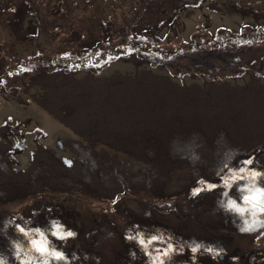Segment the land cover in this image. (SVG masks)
<instances>
[{
  "label": "rangeland",
  "instance_id": "rangeland-1",
  "mask_svg": "<svg viewBox=\"0 0 264 264\" xmlns=\"http://www.w3.org/2000/svg\"><path fill=\"white\" fill-rule=\"evenodd\" d=\"M4 100L70 131L62 157L33 114L3 115L0 248L34 225L105 264L134 231L190 253L229 189L209 180L259 185L250 202L264 189L233 167L264 161V0H0Z\"/></svg>",
  "mask_w": 264,
  "mask_h": 264
},
{
  "label": "flooded vegetation",
  "instance_id": "flooded-vegetation-1",
  "mask_svg": "<svg viewBox=\"0 0 264 264\" xmlns=\"http://www.w3.org/2000/svg\"><path fill=\"white\" fill-rule=\"evenodd\" d=\"M254 160L245 164L238 162L233 167L243 169L247 165L251 170L255 168L259 169L260 174L264 173V161L256 159L254 165ZM253 177H250L251 182L254 181ZM234 180L235 185L231 186L215 178L209 180L210 190L220 188L224 192L229 189L225 191V199H216L207 204L209 233H193L192 248L188 249L190 253L178 250L176 256L169 258V252L141 238L140 231H134L131 235L135 239L129 237L122 252L113 251L111 264H264V212L255 206L254 201H247L248 195L257 191L259 185ZM260 189V192L264 191ZM228 194L233 196L228 198ZM236 197L242 199L235 201ZM36 228L29 225L30 232L15 235L14 238L18 239L15 248V243L8 245V248H0V264H105L101 252L91 248H74L69 233L59 235L65 240V248L57 249L55 240L60 239L41 229L34 233ZM162 233L165 238L169 235L164 231ZM150 236L155 237V234ZM136 238H139V243Z\"/></svg>",
  "mask_w": 264,
  "mask_h": 264
},
{
  "label": "bare ground",
  "instance_id": "bare-ground-1",
  "mask_svg": "<svg viewBox=\"0 0 264 264\" xmlns=\"http://www.w3.org/2000/svg\"><path fill=\"white\" fill-rule=\"evenodd\" d=\"M219 18V17H218ZM229 20V19H228ZM233 21V20H231ZM189 27H191L193 24L198 22L197 16L192 17L189 21ZM118 65H116L117 67ZM13 99V98H12ZM5 101V100H4ZM3 106L0 107V122H2L3 115H5L7 112H20L21 114H33L35 121L34 124H40L44 127H46L50 132V138L47 140L50 147L55 149L62 157L65 156V151L61 150L59 146H56V139L57 142L59 141L58 135L61 133H65L67 131H70L67 129L62 123H60L58 120L53 118L48 112H46L43 108H41L37 103H33L32 107L24 113V109H22L19 105V103L15 100H12L11 104L6 103ZM32 138L29 139V143ZM64 149V148H63ZM27 153L23 156L24 160L26 162L29 158V151H26ZM24 161V162H25Z\"/></svg>",
  "mask_w": 264,
  "mask_h": 264
},
{
  "label": "snow or ice",
  "instance_id": "snow-or-ice-1",
  "mask_svg": "<svg viewBox=\"0 0 264 264\" xmlns=\"http://www.w3.org/2000/svg\"><path fill=\"white\" fill-rule=\"evenodd\" d=\"M250 199L254 201L255 206L260 207V210L264 212V191L259 194V198L254 196ZM68 235H72V233H69Z\"/></svg>",
  "mask_w": 264,
  "mask_h": 264
}]
</instances>
